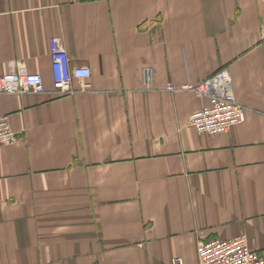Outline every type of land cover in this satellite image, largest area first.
<instances>
[{
	"label": "crops",
	"instance_id": "0c3cea01",
	"mask_svg": "<svg viewBox=\"0 0 264 264\" xmlns=\"http://www.w3.org/2000/svg\"><path fill=\"white\" fill-rule=\"evenodd\" d=\"M262 25L260 0H0V75L46 89L0 93L17 136L0 146V264H196L201 241L239 234L264 259ZM53 37L90 70L68 94ZM222 69L244 120L200 134L208 99L179 88Z\"/></svg>",
	"mask_w": 264,
	"mask_h": 264
},
{
	"label": "built area",
	"instance_id": "2783aa9c",
	"mask_svg": "<svg viewBox=\"0 0 264 264\" xmlns=\"http://www.w3.org/2000/svg\"><path fill=\"white\" fill-rule=\"evenodd\" d=\"M264 11V0H260ZM264 36V25L261 27ZM52 84L57 94L73 92V78L85 80L90 76V70L83 66H72L70 56L60 39L53 37L49 41ZM145 83L150 82L146 70ZM86 84H84L85 86ZM174 90L171 84L166 87ZM179 89L190 90L198 97H206L208 103L189 116V124L198 133L220 136L233 125L244 120V105L236 100L229 73L218 70L196 83L187 82ZM42 76L27 72L22 67L12 68L0 75V93L23 94L45 92ZM16 133L11 128L6 116L0 117V146L14 143ZM196 264H264V259L250 247L245 234H239L226 239L212 238L201 241L196 248ZM170 264H184L180 256L172 258Z\"/></svg>",
	"mask_w": 264,
	"mask_h": 264
}]
</instances>
